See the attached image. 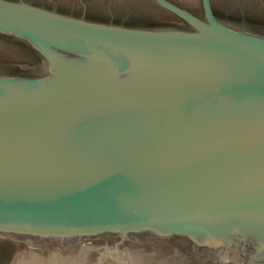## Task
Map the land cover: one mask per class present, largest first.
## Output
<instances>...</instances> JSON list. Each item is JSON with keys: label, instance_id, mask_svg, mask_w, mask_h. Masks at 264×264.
I'll return each instance as SVG.
<instances>
[{"label": "water", "instance_id": "water-1", "mask_svg": "<svg viewBox=\"0 0 264 264\" xmlns=\"http://www.w3.org/2000/svg\"><path fill=\"white\" fill-rule=\"evenodd\" d=\"M155 1L183 23L0 0L41 58L0 67L10 264H264V25Z\"/></svg>", "mask_w": 264, "mask_h": 264}, {"label": "flooded vegetation", "instance_id": "flooded-vegetation-1", "mask_svg": "<svg viewBox=\"0 0 264 264\" xmlns=\"http://www.w3.org/2000/svg\"><path fill=\"white\" fill-rule=\"evenodd\" d=\"M32 4L59 11L64 14L89 20L124 24L153 25L168 21L182 24L183 21L164 9L155 0H24ZM171 2L202 15L201 0H180L190 3L198 10H192L180 1ZM216 14L235 20H247L264 25V0H211ZM22 60L21 64L19 63ZM31 64V67L28 66ZM41 66L40 56L28 45L4 34H0V67L9 70H33ZM184 260H192L182 252Z\"/></svg>", "mask_w": 264, "mask_h": 264}, {"label": "rangeland", "instance_id": "rangeland-1", "mask_svg": "<svg viewBox=\"0 0 264 264\" xmlns=\"http://www.w3.org/2000/svg\"><path fill=\"white\" fill-rule=\"evenodd\" d=\"M30 244L22 241L9 239L6 237L0 238V264H10L13 256L19 252H30Z\"/></svg>", "mask_w": 264, "mask_h": 264}]
</instances>
